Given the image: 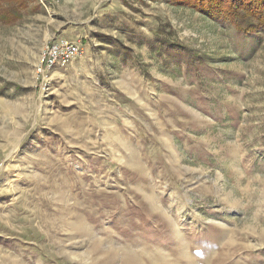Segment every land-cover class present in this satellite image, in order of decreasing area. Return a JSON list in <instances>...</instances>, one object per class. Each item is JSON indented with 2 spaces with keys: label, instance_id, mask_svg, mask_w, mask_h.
<instances>
[{
  "label": "rangeland",
  "instance_id": "rangeland-1",
  "mask_svg": "<svg viewBox=\"0 0 264 264\" xmlns=\"http://www.w3.org/2000/svg\"><path fill=\"white\" fill-rule=\"evenodd\" d=\"M52 40L83 53L41 86ZM0 264H264V30L173 0L0 23Z\"/></svg>",
  "mask_w": 264,
  "mask_h": 264
},
{
  "label": "trees",
  "instance_id": "trees-1",
  "mask_svg": "<svg viewBox=\"0 0 264 264\" xmlns=\"http://www.w3.org/2000/svg\"><path fill=\"white\" fill-rule=\"evenodd\" d=\"M211 20L225 21L238 31L255 34L264 30V0H173ZM28 0H0V23L10 25L23 17Z\"/></svg>",
  "mask_w": 264,
  "mask_h": 264
},
{
  "label": "built area",
  "instance_id": "built-area-1",
  "mask_svg": "<svg viewBox=\"0 0 264 264\" xmlns=\"http://www.w3.org/2000/svg\"><path fill=\"white\" fill-rule=\"evenodd\" d=\"M83 53L80 43L69 40L53 41L47 44V49L43 52V59L37 67L40 85L48 83L49 73L57 68H66L72 64ZM52 79V77H51Z\"/></svg>",
  "mask_w": 264,
  "mask_h": 264
}]
</instances>
